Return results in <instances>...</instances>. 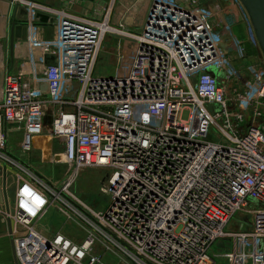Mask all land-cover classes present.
I'll return each instance as SVG.
<instances>
[{
  "label": "built area",
  "instance_id": "built-area-1",
  "mask_svg": "<svg viewBox=\"0 0 264 264\" xmlns=\"http://www.w3.org/2000/svg\"><path fill=\"white\" fill-rule=\"evenodd\" d=\"M228 1L150 0L129 34L108 25L100 3L78 17L11 0L29 30L0 88V207L13 226V264H100L102 250L118 264H264V58L255 35L254 59L235 38L249 21ZM117 34L134 54L123 74L104 75L96 61ZM44 133L62 150L51 159L64 166L55 180L29 163ZM87 169L106 172L102 212L71 191ZM49 209L81 221L83 240L43 229Z\"/></svg>",
  "mask_w": 264,
  "mask_h": 264
},
{
  "label": "crops",
  "instance_id": "crops-1",
  "mask_svg": "<svg viewBox=\"0 0 264 264\" xmlns=\"http://www.w3.org/2000/svg\"><path fill=\"white\" fill-rule=\"evenodd\" d=\"M32 3L43 5L47 8L54 9V10H63L67 13L83 17V16H89L91 11L96 8L98 3L102 7H104L105 11L107 12V18H108V25L115 29V27H120L122 31H126L127 33H138L140 26L144 20L147 8L149 6L150 0H25ZM11 0H0V39H6L5 44L7 41V52L8 57L11 55L9 52V40H10V30L12 23L15 24V26L20 25L22 26V38L21 43L22 46H19L17 49L13 50V56L11 58H8L7 67L5 74L8 73H14L16 70H18L20 62L14 61V54L17 56L20 55V53L25 49V41L29 36V30L27 27H25L26 23V14L23 10V8H20L16 5H11ZM209 5L214 6L216 3L210 1L208 2ZM45 22H39V25H42L40 27V36L43 39H49L51 36V28L49 26H43ZM117 30V28H116ZM233 34L235 38L239 41H241L245 47L248 49L254 51L255 56H258V47L255 43L254 34L252 32V29L250 28L249 24L247 22H241L234 26L233 28ZM109 36V35H108ZM122 39L119 40L118 43V54L120 55H126L127 48L125 45H121ZM250 46V47H249ZM102 47V46H101ZM16 50V51H15ZM13 59V61H12ZM130 57L126 60V63H123L124 70L121 72H125L126 68L129 65ZM15 64V65H14ZM126 67V68H125ZM122 68V69H123ZM97 71V67H96ZM103 71V70H102ZM99 73H102L104 75H112L113 71L107 70L105 73L101 72V70L98 69ZM11 136H15V139L11 140ZM21 133H13L9 137L8 145L10 152L17 156V147L18 142L20 141ZM44 140L41 136L35 137L33 140V147H32V153L35 152V156H42L43 148H41L42 143ZM51 143V149L59 150L61 149L60 144L54 140L50 141ZM17 150V151H16ZM48 155V153H46ZM30 163V161H29ZM31 164V163H30ZM60 173L55 174V178L59 177ZM11 193V192H10ZM2 208L0 207V264H13L14 263V255H13V226L12 224L4 217L3 213H1ZM61 213V212H60ZM55 209H49L47 214L44 216V218L40 221L42 223V226L46 229H49L52 231V233H62L69 238H71L75 242L82 241L83 239L80 237H73L68 232H66L64 229L62 231H54L55 224H51L50 220L55 219L56 217L63 216L66 218L62 213L60 214ZM68 219H71L67 217ZM77 225L83 227L85 230V226H82L78 221H74ZM52 225V226H51ZM98 248V247H97ZM106 253L102 257V261L100 264H104L103 261H105V264H109V257L105 256Z\"/></svg>",
  "mask_w": 264,
  "mask_h": 264
},
{
  "label": "rangeland",
  "instance_id": "rangeland-1",
  "mask_svg": "<svg viewBox=\"0 0 264 264\" xmlns=\"http://www.w3.org/2000/svg\"><path fill=\"white\" fill-rule=\"evenodd\" d=\"M218 2H219L220 7H222V8L226 7L224 9L228 8V4H229L228 0H218ZM116 28H117V30L121 31L122 33H127L126 31L120 30L121 28L119 26L115 27V29ZM129 34H132V33H129ZM120 39L123 40V41H120L122 47H123V45H125L127 48L126 49L127 50L126 55H124V56L121 55L122 57L119 56V54H118L119 52L117 50V48H118L117 42H119ZM5 40H6L5 38L0 39V53H1L0 88H1L2 78H4L6 70L8 69V68H6L8 65L6 61H8V58H11V55H9V57H8V52H7V48H6L7 41L5 44ZM19 46H22L21 39L16 40L14 42V49H17ZM245 48L247 50L246 52L248 53V55H250L251 58L254 59L255 58L254 51L248 49L247 47H245ZM134 50H135V45L133 44V42L131 40H129V39H127V38H125L119 34L106 36L103 43H102V47L100 49V52H99V55H98V58L96 61L95 70L97 67V71L99 69L103 73H105L107 70H111V71H113L112 75H114L116 73L123 74L121 72L124 70L122 64L126 63V60L129 57L131 58V56L134 54ZM17 57H18V55L16 56L14 54V58H13L14 61L17 60ZM13 59H12V61H13ZM119 59H120V64H118ZM17 61H19V60H17ZM238 67H239V65H238ZM238 67H235L236 72L240 69V68L238 69ZM244 72L247 73L245 68H244ZM244 72L242 70H240L238 73H244ZM228 74L231 75V72L228 71ZM219 78H220L221 83H225L226 81H229V77L227 79L226 73L222 74ZM232 79L233 78H231V80ZM239 82H243V84H244L245 81H242V78H241V80ZM263 115H264V113H263ZM41 137L44 140V142L41 145V148H43L42 150H43L44 154L42 156H35L34 157L35 152H33V153L31 152L29 161H30L31 165L33 166V168L35 170H37L43 177H45L48 180H55V177H54L55 174L62 172L64 170V166L62 164H58V163L57 164L51 163V161H52L51 159H54L53 157L55 156V154L62 152V150L61 149H59V150H56V149L52 150L51 149V143L52 142H50V141H52V139L49 137V135H47V133H44ZM12 139H15V136H11V140ZM46 153H48V155H46ZM105 178H106V172L102 171L101 169L84 170L82 173L79 174V176H78L76 182L74 183L71 191L76 197H79L80 200H82L81 198L83 196L85 197V199L82 200V202L84 203V205L86 207H88L89 209L96 211V212H102L108 206V197L105 194H102L100 192V189L105 184ZM71 204L76 209H78V211L82 212L85 216H87V217L90 216V213L83 206L76 204V203H73V202H71ZM55 211H57V210H55ZM57 212L60 213L59 211H57ZM62 214L66 218L61 216V217H56L55 219L50 220V222L53 221L51 224L56 225V226H54V228H55L54 231H60L61 232L62 229H64L66 232H68L74 238L80 237L83 239L85 237V235L87 234V231L83 227L74 223V221H78V223H80L82 226H84V224L81 221L77 220L76 217H74L72 215H66L64 213H62ZM67 217H69L71 219H68ZM40 226L43 229L50 231L49 229H46L45 227H43L42 223H40ZM50 232L52 233V231H50ZM214 249L217 251L218 250L217 246H215ZM219 251L226 252L228 250L227 249L226 250L220 249ZM101 252L103 255L106 253L105 256L109 257V264H118L119 263V260L112 253H110L108 251L104 252L103 250ZM103 262L105 264V261H103Z\"/></svg>",
  "mask_w": 264,
  "mask_h": 264
},
{
  "label": "water",
  "instance_id": "water-1",
  "mask_svg": "<svg viewBox=\"0 0 264 264\" xmlns=\"http://www.w3.org/2000/svg\"><path fill=\"white\" fill-rule=\"evenodd\" d=\"M242 8L244 9L250 26L254 32L256 41L260 48L261 54L264 58V0H239ZM234 14L236 17L237 22L242 21V17L237 8H234ZM48 19L47 16L38 13L35 17L37 22H46ZM22 26L17 25L15 26L12 23L11 30H10V40H9V47H10V54L13 55L14 50V42L16 40L21 39L22 37ZM211 75H214L215 72H210ZM13 194V189L10 191ZM82 200L85 199L83 196Z\"/></svg>",
  "mask_w": 264,
  "mask_h": 264
},
{
  "label": "bare ground",
  "instance_id": "bare-ground-1",
  "mask_svg": "<svg viewBox=\"0 0 264 264\" xmlns=\"http://www.w3.org/2000/svg\"><path fill=\"white\" fill-rule=\"evenodd\" d=\"M0 59H1V53H0Z\"/></svg>",
  "mask_w": 264,
  "mask_h": 264
},
{
  "label": "clouds",
  "instance_id": "clouds-1",
  "mask_svg": "<svg viewBox=\"0 0 264 264\" xmlns=\"http://www.w3.org/2000/svg\"><path fill=\"white\" fill-rule=\"evenodd\" d=\"M37 203H39V200H37Z\"/></svg>",
  "mask_w": 264,
  "mask_h": 264
}]
</instances>
